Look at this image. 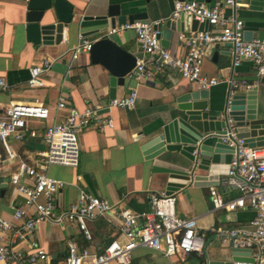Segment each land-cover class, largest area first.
Instances as JSON below:
<instances>
[{"label": "crops", "instance_id": "0c3cea01", "mask_svg": "<svg viewBox=\"0 0 264 264\" xmlns=\"http://www.w3.org/2000/svg\"><path fill=\"white\" fill-rule=\"evenodd\" d=\"M69 1L74 4L71 33L64 28L59 43L35 45L26 39V1L0 0V76L9 84L7 90H0V117L11 102L40 103L49 108L46 119L30 120L34 135L26 133L22 140L9 137L5 142H0V153L6 159L0 172L4 183L16 169L19 159L39 166V153L46 148L44 132L65 113V110L56 109L61 94L66 97L68 107L78 110L96 103L107 105L112 99L108 69L100 63L92 62L88 52H80L76 58L70 55L76 45L85 39L81 32L97 23L82 18L99 14L105 0ZM217 1L211 0L210 5L214 6ZM139 3L142 4L141 9L145 10L144 0ZM151 3L153 9L148 8V13L152 20L170 18L168 16L172 11L168 0H151ZM219 9L223 16L241 19L244 32L250 31L252 38L264 36V5L255 9L249 6L248 0H237L235 7L222 4ZM184 28L183 31L173 33L168 47L162 45L177 56H183L186 52L179 33L189 34L198 29L190 30V18L184 20ZM209 31L214 35L219 33L215 26H211ZM104 34L87 39L93 41ZM109 35L137 58L144 55L133 30L118 29ZM212 43L217 48H213L209 55L204 53L202 72L219 81L206 88L209 91L208 107L214 113L211 110H221L226 101L229 78L245 80L254 86L264 85V75L259 76L256 67L248 59H243L233 68L229 42L215 40ZM214 52L218 53L215 58ZM46 59L50 60V66L39 75L42 85L29 86L27 80L31 76V68L41 66ZM189 87L197 88L169 70L153 72L150 78L142 81H136L128 74L127 83L116 86L115 97L124 96L131 88H135L137 97L134 106L104 108L100 111L101 117L111 118L112 126L103 125L101 128L99 123L93 122L81 130L78 135L77 166L52 164L46 168L48 176L64 182L61 188L62 201L57 203V212L65 210L74 202L80 190L106 198L114 204L123 202L135 212L149 210V193L165 192L166 176L150 172L149 163L143 159L141 145L155 135L156 129L169 118L170 110L176 106L177 96ZM7 149L15 156L8 158ZM180 160L185 161V158L180 157ZM5 184L3 195H0V213L7 217V202L16 192L12 185ZM237 194V191H231L222 195L228 199ZM173 195L177 215L196 218L198 230L204 238L203 251L169 257L164 254L163 245L160 249L137 246L132 251L131 264H205L207 260L230 259L231 241L228 239L222 242L211 228L244 226L254 212L250 208L235 211L214 209L209 187L187 184ZM17 199L22 201L20 196ZM87 227L91 234L89 240L74 222L57 224L42 221L36 227V240L46 250L51 264H59L65 258L69 239L76 240L81 249L88 248L94 255L101 253L113 239L121 242L125 240L120 231V219L115 212L96 215L87 221ZM21 247L28 249L26 245Z\"/></svg>", "mask_w": 264, "mask_h": 264}, {"label": "built area", "instance_id": "2783aa9c", "mask_svg": "<svg viewBox=\"0 0 264 264\" xmlns=\"http://www.w3.org/2000/svg\"><path fill=\"white\" fill-rule=\"evenodd\" d=\"M222 4L235 7L237 0H219L207 7L204 2L176 1L168 17L178 18L190 14L199 21H207L219 29L218 35L209 30H195L189 34L180 32L186 52L183 56L172 54L164 48L160 31L156 25L166 18L151 22L124 23L108 31L112 34L118 29H130L136 34L144 55L136 59L129 76L136 81L151 77L153 72L169 70L193 83L197 88H209L219 82L202 72L204 51L209 43L226 41L231 44L232 67H237L243 59L250 60L259 76L264 75V36L247 40L244 37L243 21L235 16H223L219 7ZM90 40L82 39L71 51V58L80 52H88ZM50 66L44 60L40 66L31 68L27 84L31 87L42 85L39 75ZM228 97L237 89H249L252 84L245 80L228 79ZM9 84L0 76V90H7ZM137 97L135 88L121 97L109 100L107 105L99 103L78 110L66 105V97L61 94L56 104L57 110H65L63 117L49 125L44 132L46 148L39 153V166H33L19 159L16 169L5 183L13 186L16 195L7 202L9 215L0 213V264H51L46 250L37 243L36 227L42 221L57 224L76 223L83 236L91 239L87 221L96 215L115 212L120 219V231L124 241L111 240L99 254H92L88 248H80L77 241L69 239L67 255L59 264H131L132 251L137 246L160 249L166 256L184 255L189 252L201 253L204 238L198 230L196 218L179 217L175 210V196L164 192H150V209L135 212L123 202L111 203L84 190L65 210L57 212L58 191L64 182L48 176L49 165L77 166L79 160L78 135L91 123L99 126H112L111 118H102L100 111L111 106L131 108ZM49 115V108L40 103L11 102L0 117V142L9 137L22 140L25 134L34 135L30 120H43ZM224 141L233 148L227 174L219 178L218 186L209 187L214 209L227 211L250 208L254 215L244 226L212 227L211 231L222 242L230 240L232 246L250 248V261H236L234 264H264V146H248L243 139L234 137L228 130ZM8 151V158L15 154ZM0 153V172L4 161ZM4 181L1 180L0 183ZM237 191L238 194L225 199L223 193ZM22 197L18 201L17 197ZM1 198V197H0ZM26 245L27 250L19 246Z\"/></svg>", "mask_w": 264, "mask_h": 264}, {"label": "water", "instance_id": "95a60500", "mask_svg": "<svg viewBox=\"0 0 264 264\" xmlns=\"http://www.w3.org/2000/svg\"><path fill=\"white\" fill-rule=\"evenodd\" d=\"M24 1L27 41L35 45L59 43L64 28L69 33L73 30L74 4L69 0ZM139 1L105 0L99 14L82 18L97 22L92 28L81 32L83 38L105 33L91 42L88 54L92 62L100 63L108 69L111 98L115 97L116 86L127 83L128 74L137 57L115 42L108 31L126 22H151L148 13V8L153 9L151 0H144L145 10L141 9ZM176 1L192 0H168L171 11ZM193 1L204 2L210 7L211 0ZM248 1L249 6L255 9L264 5V0ZM186 18H190V30H210L211 25L207 21L199 22L190 14H181L175 19L167 18L156 25L161 30L159 36L164 47H168L175 31L185 29ZM250 33L244 32V37L249 38L247 40L252 39ZM213 48H217V45L209 43L205 55H209ZM217 54L214 52V58ZM242 90L227 96L221 110H211L214 113L208 107V89L189 87L177 96L176 106L170 110L169 118L156 129L153 137L141 145L142 156L149 163L150 172L166 176L165 194H173L187 184L196 187L218 186L219 178L228 172L234 152V148L224 141L230 129L234 137L243 139L246 145L264 146V85L255 84ZM180 157H184L185 161H181ZM5 185L4 182L0 183L1 196ZM61 201L62 193L59 190L57 202ZM250 253V248L234 247L231 244L230 259L207 260L205 264L252 262Z\"/></svg>", "mask_w": 264, "mask_h": 264}]
</instances>
